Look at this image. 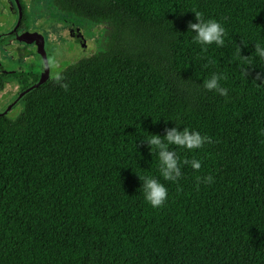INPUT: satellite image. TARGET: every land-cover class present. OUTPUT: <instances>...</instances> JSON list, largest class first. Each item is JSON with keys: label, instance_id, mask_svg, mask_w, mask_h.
<instances>
[{"label": "trees", "instance_id": "16d2710c", "mask_svg": "<svg viewBox=\"0 0 264 264\" xmlns=\"http://www.w3.org/2000/svg\"><path fill=\"white\" fill-rule=\"evenodd\" d=\"M50 4L103 37L60 70L67 91L49 76L0 115V264H264V0ZM195 11L225 28L223 46L194 42ZM213 73L227 97L203 88ZM173 127L212 139L170 146L177 182L145 141ZM139 176L165 185L163 207Z\"/></svg>", "mask_w": 264, "mask_h": 264}, {"label": "flooded vegetation", "instance_id": "af4514ba", "mask_svg": "<svg viewBox=\"0 0 264 264\" xmlns=\"http://www.w3.org/2000/svg\"><path fill=\"white\" fill-rule=\"evenodd\" d=\"M44 8L42 0H0V115L15 114L18 109L17 103L21 99L16 100V97L24 92L23 86L30 84L32 78L37 76V79H40L44 65L45 78L51 76L49 73L52 68L46 65L48 57L46 41L48 38L51 39L49 31L57 32L60 28V20L54 19L52 12H46ZM69 29H67L68 33ZM70 31L69 36L81 45L77 38V34L82 37L80 30L75 28L74 32L72 29ZM23 33L41 37L44 57L38 52L35 40L19 39ZM17 41L24 46H19ZM24 77L25 82H23Z\"/></svg>", "mask_w": 264, "mask_h": 264}, {"label": "clouds", "instance_id": "9594fccd", "mask_svg": "<svg viewBox=\"0 0 264 264\" xmlns=\"http://www.w3.org/2000/svg\"><path fill=\"white\" fill-rule=\"evenodd\" d=\"M194 13L195 19L198 22L188 23L189 31L195 33L193 38L194 42L204 46V51L207 50V46L212 45L213 43L218 47L223 46L225 44V28L214 19L205 20L203 14L198 11H195ZM239 53H241L240 48ZM254 54L260 60L264 61V47H262L260 43L255 44ZM243 57L247 58V56ZM208 63H212V61L209 60ZM46 65L47 67L56 70L54 72L53 80L65 91H67L68 85L66 83H62L64 77L59 70V64L56 58L54 56H49L46 60ZM204 67H208V64H205ZM244 75L247 78V70L244 72ZM222 79L226 80L227 76L213 73L210 78L203 81L202 86L207 91H215L217 94L227 97L228 89L222 87L220 84ZM253 80H264V73L258 72ZM165 132L166 134L164 136L153 134L145 141L149 145L151 151L155 149L158 152L159 172L163 179L165 181L177 182L182 176L181 161L177 153L170 149V146L175 145L179 148H185L191 151L203 148L206 143H212V139L209 136L201 135L197 131H190L187 127H184L182 131L178 130L177 127H173L171 129L166 128ZM182 163L190 165L191 168L196 171H199L202 166L201 162L197 159H185ZM139 178L142 181V189L145 200L154 209L163 207L168 198V190L165 185L152 177L139 176ZM201 180L204 183H212L213 177H197L198 183Z\"/></svg>", "mask_w": 264, "mask_h": 264}, {"label": "rangeland", "instance_id": "374dc122", "mask_svg": "<svg viewBox=\"0 0 264 264\" xmlns=\"http://www.w3.org/2000/svg\"><path fill=\"white\" fill-rule=\"evenodd\" d=\"M42 3H44V10L46 12H52L53 18L60 20V28L57 29V32L49 31V37L51 39L48 38L46 41L48 57L54 56L56 58L59 64V70L66 64L75 61L77 58L87 56L96 49H99L103 37V24L92 25L89 22L85 23L73 19L68 15L56 12L53 7H51L50 0H42ZM68 28H70L69 33L71 29L73 32L75 28L80 30L85 40V48H82L78 42L73 41L67 32ZM17 44L21 47L24 46V44L19 41H17ZM55 71L56 70L51 69L49 74L53 76Z\"/></svg>", "mask_w": 264, "mask_h": 264}, {"label": "water", "instance_id": "95a60500", "mask_svg": "<svg viewBox=\"0 0 264 264\" xmlns=\"http://www.w3.org/2000/svg\"><path fill=\"white\" fill-rule=\"evenodd\" d=\"M17 7H18V15L20 14V10H19V6H18V3H17ZM31 35V36H29ZM32 37V39H31ZM77 38L79 39L80 43H81V46L82 48L85 47V44H84V40L83 38L80 36V34H77ZM20 40L22 41H32V40H35V44L37 45V50L38 52L42 55V57H44V52H43V49H42V39L41 37H34L32 36V34H28V33H23L22 36L19 37ZM31 39V40H30ZM45 64V63H44ZM46 77V68H45V65H44V68H43V74L42 76L40 77V79L35 83L33 84L31 87H29L27 90H25L24 92L22 93H19L18 96L16 97V100H18L19 98H21V96L24 94V93H27L29 92L31 89H33L35 86H37L38 84H40Z\"/></svg>", "mask_w": 264, "mask_h": 264}]
</instances>
